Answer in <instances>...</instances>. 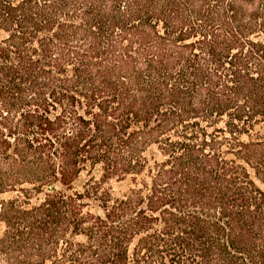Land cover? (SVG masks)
<instances>
[{"label": "trees", "instance_id": "trees-1", "mask_svg": "<svg viewBox=\"0 0 264 264\" xmlns=\"http://www.w3.org/2000/svg\"><path fill=\"white\" fill-rule=\"evenodd\" d=\"M0 264H264V0H0Z\"/></svg>", "mask_w": 264, "mask_h": 264}]
</instances>
